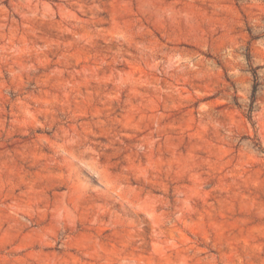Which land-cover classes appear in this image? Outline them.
<instances>
[{"label":"rangeland","instance_id":"obj_1","mask_svg":"<svg viewBox=\"0 0 264 264\" xmlns=\"http://www.w3.org/2000/svg\"><path fill=\"white\" fill-rule=\"evenodd\" d=\"M0 264H264V0H0Z\"/></svg>","mask_w":264,"mask_h":264},{"label":"trees","instance_id":"obj_2","mask_svg":"<svg viewBox=\"0 0 264 264\" xmlns=\"http://www.w3.org/2000/svg\"><path fill=\"white\" fill-rule=\"evenodd\" d=\"M255 90V89H254Z\"/></svg>","mask_w":264,"mask_h":264}]
</instances>
